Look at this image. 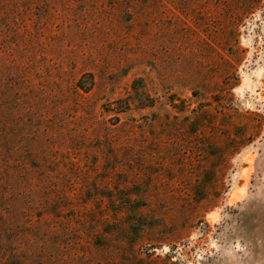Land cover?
Listing matches in <instances>:
<instances>
[{
    "label": "rangeland",
    "instance_id": "1",
    "mask_svg": "<svg viewBox=\"0 0 264 264\" xmlns=\"http://www.w3.org/2000/svg\"><path fill=\"white\" fill-rule=\"evenodd\" d=\"M7 262L264 264V0H0Z\"/></svg>",
    "mask_w": 264,
    "mask_h": 264
},
{
    "label": "trees",
    "instance_id": "2",
    "mask_svg": "<svg viewBox=\"0 0 264 264\" xmlns=\"http://www.w3.org/2000/svg\"><path fill=\"white\" fill-rule=\"evenodd\" d=\"M80 85V84H79ZM80 87V86H79ZM82 89V88H81ZM86 89H88V88H86ZM8 264L10 263V262H7Z\"/></svg>",
    "mask_w": 264,
    "mask_h": 264
}]
</instances>
